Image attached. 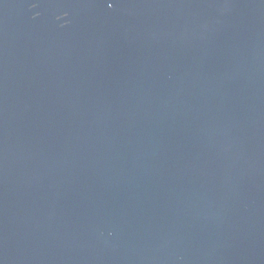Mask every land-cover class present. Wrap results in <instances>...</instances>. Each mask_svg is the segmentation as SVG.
I'll return each mask as SVG.
<instances>
[{
    "label": "water",
    "instance_id": "95a60500",
    "mask_svg": "<svg viewBox=\"0 0 264 264\" xmlns=\"http://www.w3.org/2000/svg\"><path fill=\"white\" fill-rule=\"evenodd\" d=\"M0 264H264V0H0Z\"/></svg>",
    "mask_w": 264,
    "mask_h": 264
}]
</instances>
